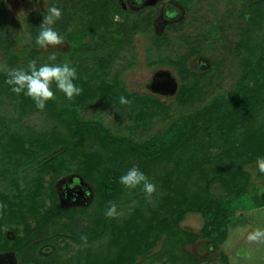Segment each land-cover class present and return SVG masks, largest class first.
<instances>
[{"label": "rangeland", "instance_id": "obj_1", "mask_svg": "<svg viewBox=\"0 0 264 264\" xmlns=\"http://www.w3.org/2000/svg\"><path fill=\"white\" fill-rule=\"evenodd\" d=\"M98 1L0 0V65L27 70L31 59L37 61V67L70 62L94 92L93 96L85 94L84 104L74 106L80 117L99 121L113 133L138 141L164 132L181 114L200 110L213 99L234 103L240 97L246 101H242V107L250 104L247 111L201 130L195 141L207 145L211 159L220 160L214 163L222 168L228 166V172L239 164L232 162L233 158L237 160L236 156L249 145L257 147L264 157V63L261 72L240 89L246 67L264 46V23L261 27V20L248 23L252 14L245 6L254 0H190L187 6L180 0H142L140 4L136 0H108L111 19L101 25L96 38L89 34L82 44L83 29L93 14L89 4ZM49 6L62 10V17L52 27L65 36V42L43 49L35 41ZM166 10L178 15L166 19ZM52 53L57 56L55 61L48 60ZM111 85L131 103L123 105L116 97V102L105 105L102 86ZM51 87L54 93L64 94L55 82ZM184 91L182 100L179 94ZM160 105L166 108L158 109ZM55 129L61 127L47 112L24 113L14 98L0 91V194L26 197L41 189L44 216L57 203L60 209L72 213L73 221H79L82 210L93 213V205L98 204L97 189L81 172L70 170L57 175L53 170H41L38 163L50 162V158L44 160L40 155L36 140ZM227 150L232 153L230 160ZM100 152L95 149L96 155ZM133 167L156 187L161 176L147 167L139 168L134 158L118 161L117 181L123 191L118 225L140 205L146 206L142 184L126 188L120 183V177ZM243 170L249 176L247 184L240 180L236 187L246 190L241 200L245 204L236 205L239 208L235 207L225 227L208 226L213 235L207 237L202 235L207 226L205 216L197 210L184 213L178 222L179 231L196 233L197 238L180 245L173 263L175 259L179 261L178 256H185V264H264V243L248 239L254 229H264V174L258 171L256 162H246ZM210 193L220 203L236 202V189L229 190L219 180L212 183ZM105 213L102 217H107ZM158 214L171 221L177 218L159 210L151 214L153 221ZM138 216L131 218L137 227L122 232H132V238L125 237L124 243H141L133 245L134 250L121 243L128 257L133 252L131 264H172L165 236L147 238L145 235L153 233ZM23 217H19L18 224L6 221L0 227V264H130L122 262L123 254L111 236L113 226L109 223L94 230L96 233L78 228L71 233L52 224L39 228V218L28 216V212ZM60 218L67 221V215ZM86 220L83 223L87 230L91 227L87 222L91 221ZM154 225L152 222L154 232L159 231ZM223 230L226 238L214 242ZM82 235L87 236L86 246Z\"/></svg>", "mask_w": 264, "mask_h": 264}, {"label": "trees", "instance_id": "obj_2", "mask_svg": "<svg viewBox=\"0 0 264 264\" xmlns=\"http://www.w3.org/2000/svg\"><path fill=\"white\" fill-rule=\"evenodd\" d=\"M102 1L99 0L97 4H89L93 14L83 29V37L80 39L82 44H84L83 40L89 34L96 38L101 25L105 24L106 20L111 19V10L107 4L108 0H105L104 4ZM189 2L190 0H180V3L185 6ZM245 7L246 11L252 14L248 23H259V20H261L259 25L261 27L264 23V0H254ZM263 63L264 46L253 62L246 67L245 76L240 81V89L243 88V85L248 84L258 72H261ZM7 78V74L0 71V91L8 93L14 98L21 105L22 112L45 111L61 127V130L55 129L50 130L48 134H41L36 140L40 143V155H44V160L45 157L50 158V162L38 163L41 170H53L57 175L70 170L81 172L84 179L96 187L98 204L93 205V213H87V210H82V218L79 221L76 219L73 221L72 213L60 209L57 203H53L52 208L49 210L50 213L44 216L41 213L42 201L40 199L43 192L41 189L32 192L31 195L26 197L20 194L14 195V197H6V195L0 194V204L5 205V207L0 209V227L6 221L12 224L20 223L19 217H23V214L25 215L27 212L28 216L39 218V228L50 227L52 224V226H57L58 229H68L71 233L73 228H78L82 232L87 233L92 230L97 231L98 228L105 227L109 223L111 227L113 226L111 236L122 251V262L131 264V258L134 260L133 252L131 257H128L121 243L127 246L126 249L131 250L135 249L133 245L141 243H133L132 245L124 243L125 237L132 238V232L130 231L128 235H124L122 232L126 229L131 230L133 227H137L133 225L131 218L140 214L143 218L141 223L146 222V229L148 232L152 231L153 233L149 234L147 232L149 235L145 236L152 240L160 239L162 235L165 236L164 244L168 249L167 252L169 250L172 252L170 255L171 263L185 264L187 262L185 260L187 257L185 256H178L179 261L175 259L173 263L174 252L176 251L177 254L178 248L183 247L184 242L194 241L197 238V234L179 231L178 222L183 214L190 210L200 211L205 216L207 223L202 235L207 237L213 235L211 232L212 228H207L208 226L212 227V225L218 224L225 227L230 221V215L235 213V207L243 205L244 202L241 200H244L242 196L246 190L237 189L236 187L240 180L245 181L249 178L243 167L246 162H256L258 157H263V153L257 147L249 145L246 150L236 156L237 160L233 158L232 162H239V164L228 172V166L222 168L214 163L220 162V160L211 159L210 149L207 145L204 143L200 145L195 141V138L198 139V136L202 133L201 130L204 131L215 127L229 116L240 115L247 111L250 104L242 107V101H246L240 97H237L234 103H229L220 98L213 99L200 110L181 114L171 122L164 132L148 140L138 141L132 137L113 133L109 127L99 121L84 120L80 117L74 106L76 104H84V97L88 93L92 94L90 96L94 95L93 88L87 86L86 78L81 74H77V78L74 80V83L83 90L79 96L69 100L65 94L55 93V98L46 103L44 110L37 109L33 100L23 92L19 96L13 93L11 86L5 83ZM102 87L104 88L102 93L105 97V105H108L110 101L116 102V97L124 96V93L116 91L114 85ZM184 95H186L185 91L180 92L179 98L183 100ZM133 99L135 100V98ZM160 108L164 109L166 106L160 105L158 109ZM31 143L34 144L32 141ZM95 149L100 150V154L96 155ZM226 152L230 160L232 153L229 150ZM131 158L137 160L139 168L147 167L148 170H152L161 176L158 177L159 182L156 183V192L151 199L149 200L147 196H144L146 206L140 205L137 211H133V215L130 214L128 218L118 225L116 224V219L119 215L116 218L108 217V220L107 217H102V215L107 211L110 201L117 204L118 211L122 210L120 199L123 191L117 181L118 172L116 165L120 160ZM1 173L2 171H0V178L2 177ZM215 180H219L229 190L236 189L235 203L232 201L220 203L211 197L210 187ZM150 203L153 205H150ZM246 208L248 207L246 206ZM159 210L173 214V216L176 215L177 218L171 221L170 219L162 218L158 214L156 221H153L154 218L151 214L154 211L159 213ZM63 215H67V221H63L60 218ZM83 218L91 221L87 222L86 220L91 226L87 230L84 228ZM151 221L155 223L154 226H158L157 230L159 231L154 232ZM95 231L94 233H96ZM226 235V230H223L214 242H222ZM1 237L0 228V239ZM19 239L17 238V241ZM138 239L141 240V237L138 236ZM189 257L191 258L192 256L189 255ZM104 263L103 261L102 264Z\"/></svg>", "mask_w": 264, "mask_h": 264}, {"label": "clouds", "instance_id": "obj_3", "mask_svg": "<svg viewBox=\"0 0 264 264\" xmlns=\"http://www.w3.org/2000/svg\"><path fill=\"white\" fill-rule=\"evenodd\" d=\"M137 4L142 3V0H136ZM178 12L166 10V19H173ZM62 17V10L56 6L47 7L46 14L43 15L42 23L39 27V33L35 43L43 49L49 47H57L63 45L65 36L56 31L52 25ZM57 56L52 53L48 56V60L55 61ZM0 71L6 72L7 79L5 83L11 86V91L19 96L22 92L30 97L35 107L39 110H44L46 103L55 98V93L52 90V84L55 82L56 87L62 91L65 96L72 100L74 97L82 93V88L74 83L77 78V70L70 66V62L65 61L63 64L45 63L37 67V61L31 59L28 62L27 70L24 69H8L7 65H0ZM123 105L130 104L131 101L124 96L119 98ZM256 167L259 172L264 173V157H258ZM120 183L126 188H135L143 185V191L150 200L156 192L155 184L149 182L148 177L139 171L136 167L128 170V172L120 177ZM5 205L0 204V209ZM106 216L116 218L121 213L118 212L117 204L113 201L109 202V207L106 211ZM251 242L264 243V229L256 228L248 235ZM81 240L85 246L87 244V236L82 235Z\"/></svg>", "mask_w": 264, "mask_h": 264}]
</instances>
